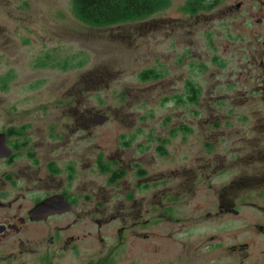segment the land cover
<instances>
[{
    "label": "flooded vegetation",
    "instance_id": "1",
    "mask_svg": "<svg viewBox=\"0 0 264 264\" xmlns=\"http://www.w3.org/2000/svg\"><path fill=\"white\" fill-rule=\"evenodd\" d=\"M195 1L194 11L216 5ZM32 32L28 29L21 43L34 55L0 51V244L46 224L40 233L50 235L49 247L62 242L43 252L52 261L54 251H64L66 244L77 253L82 243L97 246L110 237L122 244L129 228L149 237L160 222L181 226L192 220L178 240L187 246L196 229L195 237L206 240L193 248L202 251L201 263L264 264V43H251L256 49L231 46L228 55L209 59L153 56L138 69V84L124 86L112 106L101 96L95 105L81 100L92 80L107 83L106 71L83 69L78 78L85 86L71 88V74L57 78V58L42 55V39ZM235 36L242 44L254 35ZM0 42L6 46L4 33ZM88 59L60 70L82 68ZM208 63L226 75L212 69L221 79L203 81ZM170 66H183L185 72L171 74ZM54 82L64 98L54 103L62 107L57 116L50 117L44 103L27 119V112H20L34 101L31 96L8 99L22 91L43 93ZM122 102L132 104L125 115ZM43 115L46 123L40 125L37 118ZM159 162L162 167L155 169ZM189 192L196 196L194 214L187 211ZM91 223L95 235L76 233ZM108 226L114 237L104 232Z\"/></svg>",
    "mask_w": 264,
    "mask_h": 264
},
{
    "label": "rangeland",
    "instance_id": "2",
    "mask_svg": "<svg viewBox=\"0 0 264 264\" xmlns=\"http://www.w3.org/2000/svg\"><path fill=\"white\" fill-rule=\"evenodd\" d=\"M190 1L168 0L169 3L165 8L143 19L94 27L74 16L72 0H0V30L4 31H1L0 35L4 33L7 41L5 47L0 42V51L21 57L34 55L31 46H23L21 43L24 36L30 35L28 29H31L32 33L42 39V55H53L57 58L56 66L53 68L57 78L62 80L64 79L61 78L62 76L71 74L74 80L71 88L83 89L84 83L82 85L81 79L78 78V73L83 69L106 71L107 83L102 85L99 80L97 83L92 80L86 88L87 95L81 100L90 101L95 105L94 101L101 96L103 100L108 101L105 104L115 106L120 101L122 88L138 84L136 76L138 69L147 66L153 56L162 59L170 55H203L204 59H209L210 55H228L231 46L240 48L247 45L251 49L253 47L256 49L251 43L255 41L260 45L264 43V0H208L205 3L216 5L204 11L188 10ZM237 3L241 4V9L236 8ZM259 19L260 22H257ZM237 21L240 22L236 23ZM236 33H240L242 37L251 34L254 36L245 38L244 43L240 44L239 37L235 36ZM87 58H89L88 62L82 64V68L60 70L65 64L69 66L81 64ZM206 67L210 70L205 72L202 80H209V83L217 78L221 79L217 76L226 75L227 72L210 63ZM170 68L171 74L185 72L183 66L180 69L174 66ZM212 69L214 72H219L218 75L212 76ZM30 93L22 91L21 95H11V98H8L12 101L27 100L26 98L31 96L34 101L31 104L28 102L27 107H21L22 112H20L25 116L26 111L27 119L41 112L44 103L50 108V117L54 116L53 113H56V116L61 114V106L54 108V103H60L64 99L61 96L62 89L56 82L43 93L39 91ZM50 93L53 96L48 98ZM83 94H85L84 90ZM122 103L123 115H125L131 111L132 104L126 106V102ZM34 121L36 122L35 119ZM37 121L41 122L40 125L46 123L44 115L40 119L37 118ZM128 131H134V128ZM161 167L162 162H159L155 169ZM92 187L94 185L90 186ZM193 195L194 192H189L186 196L192 198L187 210L192 214L195 211L196 198ZM61 221H66V217ZM189 224H195V221L189 220L187 224L182 222L181 226L179 222L173 224L160 222L152 226L154 233L149 237L144 236L147 232L145 230L129 228L122 236L124 237L122 244L118 243V238L114 237L113 230L108 226L104 232L113 235V242V238L109 236L111 239L109 243L97 246H85L82 243L77 253L69 251L70 248L66 244L64 251H54L52 261L47 260L43 252L46 250L52 252L54 248L62 247V242L61 245L54 244L49 247L46 240H49L50 235L40 233V230H44L47 225L41 224L36 227L39 232L37 230L30 232L31 229H28L5 239L0 244V264H206L199 261L202 251L196 253L193 251L195 245L206 242L201 237H195L196 229L187 239L188 247L182 246L184 239L178 240L181 229L188 228ZM84 227L77 229L76 233L81 234L91 230L94 235L96 234L97 230L92 223ZM169 231L174 232L173 236L166 235ZM69 232H64L63 235Z\"/></svg>",
    "mask_w": 264,
    "mask_h": 264
},
{
    "label": "trees",
    "instance_id": "3",
    "mask_svg": "<svg viewBox=\"0 0 264 264\" xmlns=\"http://www.w3.org/2000/svg\"><path fill=\"white\" fill-rule=\"evenodd\" d=\"M74 16L94 27L135 21L148 17L168 5V0H72ZM198 3L191 0L188 10Z\"/></svg>",
    "mask_w": 264,
    "mask_h": 264
}]
</instances>
